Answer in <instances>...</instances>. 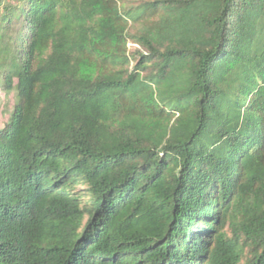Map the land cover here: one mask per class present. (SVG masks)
Segmentation results:
<instances>
[{
	"label": "trees",
	"instance_id": "trees-1",
	"mask_svg": "<svg viewBox=\"0 0 264 264\" xmlns=\"http://www.w3.org/2000/svg\"><path fill=\"white\" fill-rule=\"evenodd\" d=\"M0 94V264H264V0H0Z\"/></svg>",
	"mask_w": 264,
	"mask_h": 264
},
{
	"label": "rangeland",
	"instance_id": "rangeland-1",
	"mask_svg": "<svg viewBox=\"0 0 264 264\" xmlns=\"http://www.w3.org/2000/svg\"><path fill=\"white\" fill-rule=\"evenodd\" d=\"M132 46V45H131ZM133 48V47H132ZM13 107L12 96L0 94V126L5 124ZM79 188V186H77ZM226 227H224L225 229Z\"/></svg>",
	"mask_w": 264,
	"mask_h": 264
}]
</instances>
